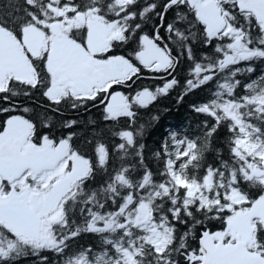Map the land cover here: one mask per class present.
<instances>
[{
    "label": "snow or ice",
    "instance_id": "1",
    "mask_svg": "<svg viewBox=\"0 0 264 264\" xmlns=\"http://www.w3.org/2000/svg\"><path fill=\"white\" fill-rule=\"evenodd\" d=\"M0 264H264V0H0Z\"/></svg>",
    "mask_w": 264,
    "mask_h": 264
},
{
    "label": "trees",
    "instance_id": "2",
    "mask_svg": "<svg viewBox=\"0 0 264 264\" xmlns=\"http://www.w3.org/2000/svg\"><path fill=\"white\" fill-rule=\"evenodd\" d=\"M167 102H165L166 105ZM186 113L181 110V111H174L169 116L166 117L167 124L165 125L166 127L170 124H179L185 117Z\"/></svg>",
    "mask_w": 264,
    "mask_h": 264
}]
</instances>
